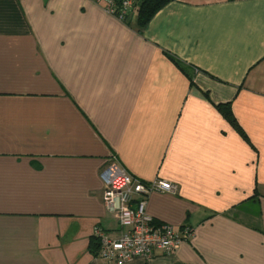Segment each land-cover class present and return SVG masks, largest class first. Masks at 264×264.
Wrapping results in <instances>:
<instances>
[{"label": "crops", "instance_id": "1", "mask_svg": "<svg viewBox=\"0 0 264 264\" xmlns=\"http://www.w3.org/2000/svg\"><path fill=\"white\" fill-rule=\"evenodd\" d=\"M100 2L0 0V264H107L111 160L175 184L146 211L191 230L118 264H264V0H171L142 27Z\"/></svg>", "mask_w": 264, "mask_h": 264}, {"label": "built area", "instance_id": "2", "mask_svg": "<svg viewBox=\"0 0 264 264\" xmlns=\"http://www.w3.org/2000/svg\"><path fill=\"white\" fill-rule=\"evenodd\" d=\"M135 0H105V10L123 20L133 10ZM103 182L102 200L119 226V235L110 236L95 227L98 238L97 257L107 264H118L136 257L149 258L155 252L169 254L188 239L187 227L176 231L171 225L155 222L146 211V198L152 191L173 192L175 184L162 178L143 181L131 176L115 160L109 161L100 173Z\"/></svg>", "mask_w": 264, "mask_h": 264}, {"label": "trees", "instance_id": "3", "mask_svg": "<svg viewBox=\"0 0 264 264\" xmlns=\"http://www.w3.org/2000/svg\"><path fill=\"white\" fill-rule=\"evenodd\" d=\"M171 0H135L134 6L131 14L126 16L123 21L127 20L132 14H135L136 21L139 27L144 26L154 15V13L163 5L168 3ZM170 58L176 63V60L170 56ZM178 65V63H177ZM180 66V65H179ZM181 67V66H180ZM182 68V67H181ZM217 109L221 112V114L227 119V121L231 124V126L246 140H248V136L237 122L232 109L230 102H222L216 104ZM99 242L98 238L93 235L90 237L89 241V250L90 252L96 256L98 254Z\"/></svg>", "mask_w": 264, "mask_h": 264}, {"label": "rangeland", "instance_id": "4", "mask_svg": "<svg viewBox=\"0 0 264 264\" xmlns=\"http://www.w3.org/2000/svg\"><path fill=\"white\" fill-rule=\"evenodd\" d=\"M100 1H102V2H100L101 3L100 5L105 6V0H100Z\"/></svg>", "mask_w": 264, "mask_h": 264}]
</instances>
